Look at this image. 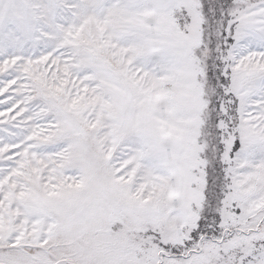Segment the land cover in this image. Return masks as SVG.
Here are the masks:
<instances>
[{
	"label": "snow or ice",
	"instance_id": "6c2138e0",
	"mask_svg": "<svg viewBox=\"0 0 264 264\" xmlns=\"http://www.w3.org/2000/svg\"><path fill=\"white\" fill-rule=\"evenodd\" d=\"M0 264H264V0H0Z\"/></svg>",
	"mask_w": 264,
	"mask_h": 264
}]
</instances>
